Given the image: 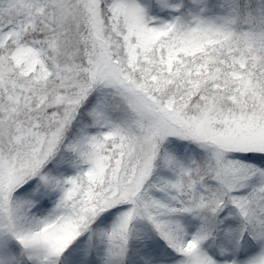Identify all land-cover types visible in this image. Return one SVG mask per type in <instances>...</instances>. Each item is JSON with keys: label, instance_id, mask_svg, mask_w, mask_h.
I'll use <instances>...</instances> for the list:
<instances>
[{"label": "snow or ice", "instance_id": "obj_1", "mask_svg": "<svg viewBox=\"0 0 264 264\" xmlns=\"http://www.w3.org/2000/svg\"><path fill=\"white\" fill-rule=\"evenodd\" d=\"M0 264H264V0H0Z\"/></svg>", "mask_w": 264, "mask_h": 264}]
</instances>
